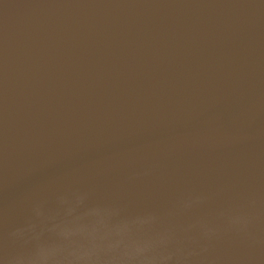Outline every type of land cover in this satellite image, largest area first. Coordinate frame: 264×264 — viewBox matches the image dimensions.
<instances>
[{"label":"water","instance_id":"obj_1","mask_svg":"<svg viewBox=\"0 0 264 264\" xmlns=\"http://www.w3.org/2000/svg\"><path fill=\"white\" fill-rule=\"evenodd\" d=\"M0 264H264V0H0Z\"/></svg>","mask_w":264,"mask_h":264}]
</instances>
